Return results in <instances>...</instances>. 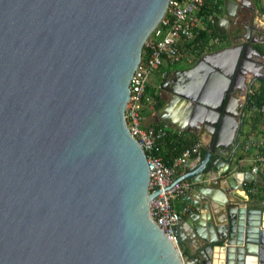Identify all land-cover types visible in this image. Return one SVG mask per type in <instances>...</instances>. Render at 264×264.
I'll return each mask as SVG.
<instances>
[{"label":"water","instance_id":"1","mask_svg":"<svg viewBox=\"0 0 264 264\" xmlns=\"http://www.w3.org/2000/svg\"><path fill=\"white\" fill-rule=\"evenodd\" d=\"M169 1L0 0V264H264L263 213L233 195L244 181L227 160L243 123L235 98L249 90L244 112L264 80V46L205 54L199 82L174 92L171 105L211 140L196 167L148 193L125 108ZM242 5L225 0L220 34ZM186 178L195 258L150 215V199Z\"/></svg>","mask_w":264,"mask_h":264},{"label":"built area","instance_id":"2","mask_svg":"<svg viewBox=\"0 0 264 264\" xmlns=\"http://www.w3.org/2000/svg\"><path fill=\"white\" fill-rule=\"evenodd\" d=\"M207 0H170L167 10L146 39L141 60L130 80V97L125 108V121L131 134L139 141L145 151L149 168L150 179L148 193H154L169 186L179 173L186 168L193 158L200 159L203 145L196 141L185 148L181 155L174 157L171 163H166L159 154L162 142L169 134L165 126H143L147 114L157 104V98L149 88L151 75L164 65L166 61L179 63L207 54L221 38L214 36L208 40L199 37L200 25L203 19L199 17L200 11ZM213 6L221 9L219 0H214ZM213 14L208 20L213 22ZM207 23L204 28H207ZM256 109L264 114V103ZM250 144H247L248 149ZM253 173L259 171V165H264V142L256 154ZM191 188L188 180L181 179L169 189L160 192L151 198L150 215L158 226L166 233H171L174 243L178 246V226L182 214L189 211L185 206L182 211L175 208L174 200L185 195Z\"/></svg>","mask_w":264,"mask_h":264},{"label":"crops","instance_id":"3","mask_svg":"<svg viewBox=\"0 0 264 264\" xmlns=\"http://www.w3.org/2000/svg\"><path fill=\"white\" fill-rule=\"evenodd\" d=\"M220 1H222V8L220 11L214 12V16L224 15L225 0ZM240 1L242 0H236V2ZM260 1L261 0H246V5L241 6L237 16L226 26V34H221L223 37L219 36L221 38L220 42L215 44L208 53H213L227 46H231L235 41H238L237 43H244V41L251 42L254 47L264 46L262 43L256 41L258 35H264V13H262L263 9L261 8ZM213 2L214 0H207L206 6L211 8ZM208 15L205 9L199 14V17L204 21L200 25L199 36L202 32H208V39H210L216 36L211 34L212 30H217L214 28L213 22L211 23L212 28L209 26L210 21L208 20ZM206 23L208 24L207 28L202 29ZM217 32L219 33V31ZM203 56L195 57L183 61L182 63L166 61L162 67L151 75L149 88L151 93L157 98V104L147 114L143 126H165L170 131V139L164 141L162 145V156L166 162L174 158V151L170 149V144L172 143L171 137L174 134H178L184 139L200 141L203 145L202 157L211 140L210 134H207L203 127L191 124V122L188 121L189 118L186 120L187 115L183 113L180 105L177 103V105H171L170 102L173 99L172 97L175 91L183 90L185 86H190L192 82H199L201 76L205 72V66L207 65L204 62L198 67ZM260 84L261 81L258 82L252 90L254 92L258 90ZM247 91L249 90H246L243 95H237L235 98V113L237 116L243 115V123L240 132V145L235 149L232 157L230 154L227 155V160L230 161V176L232 179L235 180V182L244 181L242 187L232 191L233 195H241L245 200L250 201L248 204L249 207L262 211L261 227L264 228V165L258 166L259 171L257 173H253L252 171V168L257 165L255 157L260 150V144L264 142V115H260L256 109L257 106L250 108V103L244 112L241 111V105L245 102ZM183 120H186V122L183 123ZM247 144H250L248 149L246 148ZM201 158H193L190 164L179 173L177 178L186 174L190 168L196 167ZM251 172L253 175L255 174V180L251 179L253 177ZM234 175H237L236 179L233 178ZM185 180L191 183L190 179L186 178ZM251 182L256 185L253 189L252 196L245 190V185ZM190 192L191 189L187 191V193ZM231 197L233 198V196ZM173 202L175 208L179 211H182L185 206L190 208L188 212L182 214L178 230L180 240H184L185 243L183 254L189 255L190 258H195L197 247L192 243L191 238L194 236V232L188 220L197 212V208L187 203L184 199V195L175 199ZM193 221L195 220L193 219ZM201 245L204 246L206 244L201 243Z\"/></svg>","mask_w":264,"mask_h":264},{"label":"trees","instance_id":"4","mask_svg":"<svg viewBox=\"0 0 264 264\" xmlns=\"http://www.w3.org/2000/svg\"><path fill=\"white\" fill-rule=\"evenodd\" d=\"M219 4H222V1L219 0ZM205 9L206 14H214V12L220 11L219 9L217 10V8H215V6H212L211 8H209L208 6H204L202 10ZM202 10L200 11L199 14L202 13ZM262 13H264V9L262 11ZM209 26L212 28L211 22L209 24ZM214 35L223 37L221 34H219L217 31L212 30V33ZM208 36L209 33L208 32H202L200 34L199 37H202L203 39L208 40ZM264 103V84H262L258 90H256L253 94V99L250 102V108H253L254 106H260ZM259 112V111H258ZM260 113V112H259ZM260 115H264L262 113H260ZM169 134L170 131L168 130ZM169 134L167 135V137L165 138L164 141L169 140ZM172 143L170 144V149H172L174 151L173 157H177L179 155H181V153L183 152V150L187 147H189L190 145H192L193 143H195V140H188V139H184L182 136L178 135V134H174L171 137ZM164 141L162 142V145L164 143ZM162 145H161V151H159V154L162 155ZM163 157V156H162ZM164 159V158H163ZM165 161V159H164ZM171 159L169 160V162L166 163H171ZM245 190L247 191V193L252 196L253 194V189L254 187H256L255 183L251 182L248 183L247 185H245Z\"/></svg>","mask_w":264,"mask_h":264},{"label":"flooded vegetation","instance_id":"5","mask_svg":"<svg viewBox=\"0 0 264 264\" xmlns=\"http://www.w3.org/2000/svg\"><path fill=\"white\" fill-rule=\"evenodd\" d=\"M219 10H220V9H219ZM217 12H218V11H217ZM259 36L262 37V36H264V35H262V36L259 35ZM242 43H243V42H242ZM244 43H248V42H245V41H244ZM237 44H240V43H237ZM262 84H264V80H261V84H260V86H261ZM245 92H246V91H245ZM253 92H254V91H253ZM247 93H248V91H247ZM253 94H254V93H253ZM246 95H247V94H246Z\"/></svg>","mask_w":264,"mask_h":264},{"label":"rangeland","instance_id":"6","mask_svg":"<svg viewBox=\"0 0 264 264\" xmlns=\"http://www.w3.org/2000/svg\"><path fill=\"white\" fill-rule=\"evenodd\" d=\"M261 8L264 9V0H261ZM179 63H182V62H179Z\"/></svg>","mask_w":264,"mask_h":264}]
</instances>
